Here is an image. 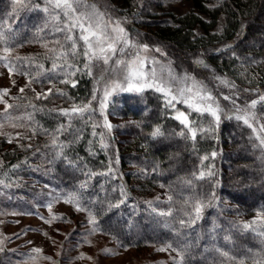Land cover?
I'll return each mask as SVG.
<instances>
[{
    "label": "trees",
    "instance_id": "trees-1",
    "mask_svg": "<svg viewBox=\"0 0 264 264\" xmlns=\"http://www.w3.org/2000/svg\"><path fill=\"white\" fill-rule=\"evenodd\" d=\"M46 1L0 0L8 21L2 42L7 48L20 45L25 52L31 44L40 46L38 52L26 53L33 73L36 71L44 81L58 82L64 77L57 94L64 99L60 104L66 110L91 107L82 115L62 116L59 106H47V100L35 104L31 124L37 140L4 152L8 171L17 174L34 165L32 157L42 156L41 167L57 175L61 186L67 183L91 196L86 205L96 212L98 227L124 246L136 247L161 238L178 253L182 264H235L238 258L255 254L250 250L257 248L256 258L264 262V235L226 216L230 212L264 215V147L259 146L264 129L254 113L264 96V0H191L195 10L182 14L159 12L169 0H120V11L112 6L126 35L160 47L172 77L191 75L211 93L220 119L208 123L206 116L192 112L193 129L183 127L152 91L134 95L113 91L101 110L105 90L112 88L109 82L118 76L106 69L115 65L99 62L92 75L86 74L87 61L79 45L75 56L56 57L55 64L62 67L53 71L45 54V41L55 40L46 33L51 28L26 22ZM105 1H97L102 10ZM89 3L93 0H84L79 7L86 9ZM219 20L221 29L215 31ZM68 35L71 33L67 31L60 53L69 48ZM33 62L39 65L35 70ZM220 88L227 92L220 93ZM253 100L258 101L257 108H249ZM117 104L123 113L138 118L142 126V132L125 147L105 126ZM237 116L247 117L252 127L244 121V129L238 127ZM245 126L251 130V138ZM157 128L161 135L153 136ZM193 130L195 138L191 136ZM251 144L258 154H245ZM71 177L69 182L78 178L82 182L72 186L64 182ZM160 187L168 191L173 208L166 229L153 232V205L145 210L151 204L146 195ZM197 203L205 205L200 218L190 227L182 226L180 221L187 224L195 216ZM108 222L112 225L107 226ZM242 245L246 248H238ZM203 251L201 260L192 259Z\"/></svg>",
    "mask_w": 264,
    "mask_h": 264
},
{
    "label": "rangeland",
    "instance_id": "rangeland-1",
    "mask_svg": "<svg viewBox=\"0 0 264 264\" xmlns=\"http://www.w3.org/2000/svg\"><path fill=\"white\" fill-rule=\"evenodd\" d=\"M97 1L93 0V3H89L86 7L87 10L78 7L77 14L81 12L88 14L95 9L104 14V21L113 25L118 22L119 26L124 29L121 22L117 20L120 15H116L111 9L113 6L120 11L122 2L120 0H106L107 4L104 3L105 9L102 10L103 8L98 7ZM39 5H41L39 13L31 15L32 17L26 22L30 24L33 22L46 28V30L51 28L50 33L48 31L46 33L52 35L53 37L50 38H55V40L45 41L47 48L45 54H48L49 64H53L58 60L56 57L61 55L60 52L63 50L62 46H64L62 39L67 34L66 30L61 31L60 29L70 27L74 22V16L65 15L64 10L55 8L48 0ZM45 8L50 13L45 11ZM192 10L195 9L191 0H169L165 2L162 9H159V12L182 14ZM4 15H7V11L3 10L0 5V32L3 34L4 25L8 23ZM95 22L94 18L93 23ZM221 26L222 21L219 20L214 30L219 31ZM70 33L74 38H77V47L79 45L84 50V42L78 39L80 29L74 28ZM125 38L131 47H125L123 53L118 52L113 56V60H110L112 66L117 59L126 61L139 59L143 61L142 67L143 71L148 74L147 78L150 79L154 70L157 81L166 88L171 89V94L176 97L172 102L174 106L168 104L171 97H166L164 93L156 91L155 88H147L144 91H152L158 95L175 119L179 112H183L189 121L188 127L177 120L186 129H193L196 124L191 117L192 112L200 116H206L208 123L215 120V117L210 113L197 112L194 107H190V104H200L202 107L210 104L212 107H216L212 99L206 101L197 99V92L200 95L211 96V93L202 87L199 79L191 75L186 76L184 79L172 77L167 65L162 61L163 53L159 49L160 47H153L149 45L148 41H142L130 37V35L125 34ZM31 43L33 42H29V45ZM31 45L29 50L25 52L26 50L20 45L7 48L0 41V264H182L178 253L168 247L169 245L164 241H161V238L149 240L144 245L130 247L119 244L115 237L110 236L105 231L102 232L98 227L96 212L90 210L88 204L86 205L87 200L92 201L91 196L68 187L67 183L61 186V183H58L57 175H52L50 170L41 167L43 165L42 156L32 157L33 159H31L35 162L31 163L34 165L24 167L17 174H14V170L12 172L8 171L4 152L13 149L14 145L20 147L30 146L34 140H37L31 124L33 121L31 110L35 104L47 100L48 103L50 102L47 106L53 105L55 108L59 106L57 107L58 112L65 116L62 110L66 109L61 106L63 104H60L64 99L57 94L62 89L60 86L64 82V77L62 81L58 82L44 81L37 75L36 71L33 73L30 67V59L27 57L29 55H26V53L33 50L38 52L40 46ZM144 45L147 46L146 50L143 48ZM4 57H7V59H4ZM85 59L88 63V58L85 57ZM98 63L93 62L92 70ZM156 63L157 66H155ZM31 64L34 70L39 66L33 65L36 64L34 62ZM115 74L118 76L113 77V80L109 82L111 87L113 81L119 83L121 87H127V84L124 83L123 65ZM22 88L24 89L23 92L20 91ZM189 88L192 89L191 92L187 91ZM49 89H52V91L49 92ZM181 90H184L183 94ZM219 91L220 93L227 92L222 88ZM38 93L46 95L37 98ZM128 93L134 95L140 92ZM184 100H188L189 103L182 102ZM261 103L258 104V110L254 113L258 114L259 123L264 126V101ZM71 114V111H69L66 116ZM107 120L112 125L111 132L121 147H125L127 143L142 132L139 119L126 112L123 113L120 110V104L113 106ZM242 122V119H238L235 124L241 127ZM241 128L244 129V127ZM246 129L248 130L246 134L251 138V130L247 127ZM248 137L246 136V139ZM254 145H249L245 154H258ZM145 166L148 165L145 164ZM74 178H77V176H74ZM71 180L72 177L64 182H68L71 186L82 182L81 178H78V181L73 179L72 182H69ZM146 196L151 204L148 203L145 210L152 209L151 205H153V213L150 216V218H153L150 219L152 231L156 228L166 229L164 227L165 222L171 214L159 215V213H171L172 211L173 204L170 201L168 191L160 187ZM130 206L134 205L131 204ZM121 207L125 209V212L127 211L126 207H123V205ZM226 216L239 224L254 228L256 232L264 233V227H262L264 225L263 214L243 216L230 212ZM90 221H94V223ZM108 225L111 226L112 224L108 222ZM149 231L146 233H149ZM120 234L125 237L124 231ZM185 235L189 236L190 234ZM238 248L245 249L246 247L239 246ZM36 249L40 251L37 252ZM253 249L250 252L253 251L256 254L258 249ZM106 250H110L112 254H108ZM204 254L203 251L199 256H193L192 259L197 262L205 256ZM255 254L238 258L235 264H264L263 261L256 258L258 255Z\"/></svg>",
    "mask_w": 264,
    "mask_h": 264
},
{
    "label": "snow or ice",
    "instance_id": "snow-or-ice-1",
    "mask_svg": "<svg viewBox=\"0 0 264 264\" xmlns=\"http://www.w3.org/2000/svg\"><path fill=\"white\" fill-rule=\"evenodd\" d=\"M16 0H14V3ZM49 3H52L55 8H59L64 10L65 15H73L74 16V22L68 27L67 29H60L61 31H68L71 32L74 28L80 29V35L78 37L79 40H82L84 42V50L83 55L88 58V63L85 64V68L87 69L88 75H92V67L93 62H102L104 65H108L109 61L112 59L113 56H115L118 52L123 53L125 47H131L127 39L125 38V30L119 26V23L116 22L114 25L110 22H106L103 20V13H99L95 9L91 13L85 14L83 12L77 14V8L83 4L84 0H48ZM15 10V9H14ZM47 11V8L44 9ZM95 18L96 22L93 23V19ZM5 38L4 34L0 32V41H3ZM67 41L69 43V48L65 49L61 56L67 57L69 55L75 56L77 54V38H74L72 35L67 36ZM118 45H120L118 47ZM63 47V46H62ZM143 48L146 50L147 46L144 45ZM7 51V50H6ZM157 51H159L157 49ZM4 59H7V57H4ZM115 67L111 69H106V71H117L120 70V66L123 65V72H124V83L127 84V87H121V85L115 81H113L112 88L105 90V96L104 99L101 101V110L107 106V100L108 97L111 96L113 91H128V92H140L142 93L147 88H155L156 91L162 92L165 94L166 97H171L168 100L169 106H174L173 101L176 99L175 96L171 94V89L166 88L162 83L157 81L156 73L153 70L150 76V79L147 78L148 74L143 71V61L142 60H136V61H126L117 59L114 61ZM58 66L57 64L53 63L52 70H57ZM74 74V73H73ZM75 86V85H73ZM6 91V90H5ZM21 92L24 91V89H20ZM52 89H49V92H51ZM188 92H191L192 89H187ZM184 90H181V93L183 94ZM41 95L46 94H37V98H40ZM96 97L93 96V99ZM197 99L200 101H206L211 100L212 97L210 95H200L199 92H197ZM225 99H229V97H225ZM260 101H264V96L260 98ZM184 103H189L188 100L182 101ZM258 101L253 100L251 104L249 105V108H255ZM90 104L84 105L82 107H73L70 111L74 115H82L84 112L88 111L90 109ZM190 107H194L197 112H207L210 113L213 117H215L216 121L218 122L220 119V116L218 115L219 107H212V105L207 106H201L200 104H190ZM237 111H240V109H237ZM64 115L69 114V110H62ZM255 118L254 116L252 117ZM176 119L180 120L181 123H183L186 127L189 125V121L187 119V116L183 112H179L176 116ZM236 119H242L245 124H247L249 127H252V125L249 123V119L247 117L243 116H237ZM105 126L111 130L112 125L107 123L105 121ZM264 128V126H262ZM153 136H159L161 135L160 129L157 128L153 133ZM183 135V133H181ZM192 138H195L196 131H191ZM261 147H264V138H260V145ZM211 174V173H209ZM203 177V174H201V178ZM51 206L49 205V208ZM205 207V205L197 203L194 206L195 216L190 219V221L186 224L185 221H180L182 226H188L190 227L192 224L196 222L197 219L200 218L201 211ZM171 213H159V215H170ZM93 222L94 221H90ZM264 235V233H262ZM168 247H171L169 245ZM164 250V249H160ZM35 251L39 252V249H36ZM108 254H112L110 250H106Z\"/></svg>",
    "mask_w": 264,
    "mask_h": 264
}]
</instances>
